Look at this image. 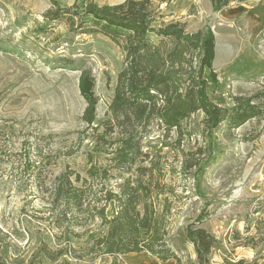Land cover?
I'll return each mask as SVG.
<instances>
[{
    "label": "rangeland",
    "instance_id": "374dc122",
    "mask_svg": "<svg viewBox=\"0 0 264 264\" xmlns=\"http://www.w3.org/2000/svg\"><path fill=\"white\" fill-rule=\"evenodd\" d=\"M85 1L57 0L69 13L50 20L49 0H0V264H176L97 246L123 191L139 214L163 213L159 252L179 264H196L186 232L197 229L215 240L208 264H264V0H231L219 12L211 0H151L155 30L211 28L214 60L203 77L213 105L254 98L262 108L259 118L216 130L202 112L169 130L111 111L124 44L87 32ZM149 41L163 58L171 47L155 33ZM192 62L171 70L172 88L185 91ZM82 76L95 99L91 125L82 120Z\"/></svg>",
    "mask_w": 264,
    "mask_h": 264
},
{
    "label": "trees",
    "instance_id": "16d2710c",
    "mask_svg": "<svg viewBox=\"0 0 264 264\" xmlns=\"http://www.w3.org/2000/svg\"><path fill=\"white\" fill-rule=\"evenodd\" d=\"M49 2L54 8L46 14L50 20L69 13L68 9L60 8L57 0ZM230 2L211 0V9L219 12ZM151 6V0H124L122 4L109 6L85 1L80 16L85 23L91 24L87 32L100 31L112 40L120 38L124 44L125 62L117 74L111 111L122 114L132 110L135 118L158 119L169 130L180 128L181 123L196 112L203 113L209 130H216L224 122L230 129L238 128L249 120L259 118L263 111L254 98H235L230 108H220L209 101L208 82L203 77V71L214 60L215 38L211 28L190 34L184 29V23L170 22L155 30L151 27ZM154 33L170 40L171 47L164 58L159 47L149 41V36ZM194 59L197 66L191 72L193 75L188 77L185 91L172 88L171 70L185 65L192 69ZM85 80L86 77L82 76L79 84L87 105L82 120L91 125L95 122L96 105L95 99L85 94ZM117 201L118 211L108 221L107 233L97 242V246L106 254L128 255L146 251L160 262L174 259L179 264L174 254L159 252L165 246L163 213L156 217L146 212L139 214L133 207L136 201L131 192H121ZM102 219H105L104 216ZM186 235L187 241L195 249L196 264H208V256L215 246L213 237L202 229L187 231Z\"/></svg>",
    "mask_w": 264,
    "mask_h": 264
}]
</instances>
